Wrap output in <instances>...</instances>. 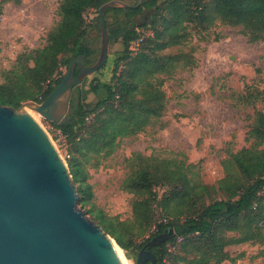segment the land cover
I'll return each instance as SVG.
<instances>
[{
  "label": "trees",
  "instance_id": "obj_1",
  "mask_svg": "<svg viewBox=\"0 0 264 264\" xmlns=\"http://www.w3.org/2000/svg\"><path fill=\"white\" fill-rule=\"evenodd\" d=\"M109 1L58 0L57 19L46 31L44 43L23 49L13 65L1 71L0 104L18 108L26 101H42L64 75L62 68L67 70L75 57L85 54V63L92 64L99 52V8ZM129 2L126 7L111 5L103 10L109 44L120 41L122 46L114 56L109 81L93 78L86 89L74 87L68 119L61 124L50 122L65 140L77 204L82 209L88 206L93 220L128 257H136L133 251L142 248L154 255L142 264L233 263L244 253L232 256L228 246L264 245V111L253 112L245 136L249 145L227 150L221 159L223 175L215 186L202 179L198 163L188 162L183 155L132 152L124 160L128 171L120 184L121 190L132 194L130 218L108 215L95 206L87 165L97 167L99 159L111 155L122 138L137 135L164 115V81L196 64L190 52L193 48H182L190 34L201 36L218 21L238 27L250 43L262 41L264 0ZM144 9L153 10L152 19L139 24L134 17ZM140 28L152 34L135 45ZM176 46V51L169 50ZM100 89L105 97L94 107L83 103L87 93L96 95ZM242 99L251 104L264 102V89H247ZM167 229H172L171 236L144 247ZM140 237L143 241L137 243Z\"/></svg>",
  "mask_w": 264,
  "mask_h": 264
},
{
  "label": "rangeland",
  "instance_id": "obj_2",
  "mask_svg": "<svg viewBox=\"0 0 264 264\" xmlns=\"http://www.w3.org/2000/svg\"><path fill=\"white\" fill-rule=\"evenodd\" d=\"M54 1L21 0L18 5L11 0L5 3L0 0V81L1 71L13 65L17 53L32 48L23 41V38H29L27 32L36 23V20L31 21L29 13L34 12L39 16L43 13V6L49 9ZM134 2L131 0L129 3ZM88 16L91 17L92 13ZM97 38L100 46L99 35ZM39 39V44H42L45 36ZM121 47L120 41L109 44L105 66L113 63L116 51ZM178 48L171 47L169 50L176 51ZM182 48L186 51L193 48L190 52H193L196 64L179 69L164 81V115L137 135L122 138L111 155L99 159L97 167L87 165L88 180L94 194L92 202L108 215H117L120 219L131 217L132 194L121 190L120 184L128 171L124 160L132 152L160 157L183 155L188 162L198 163L202 179L215 186L216 180L223 175L220 161L227 155V150L236 151L249 145L245 140L246 131L254 110L264 111V102L257 100L254 104L247 103L242 96L247 89H264V39L250 43L238 27L216 21L201 36L190 34ZM65 71L63 67L62 72ZM100 71L85 76L82 83L75 87L86 89L93 78L100 79L104 73H107L105 78L100 80L108 82L111 70ZM100 90L103 93H87L83 103L94 107L105 97V91ZM75 95L76 89L73 88L71 96ZM37 121L66 160L68 155L64 138L58 132L51 131L49 122L40 115ZM86 208L88 206L83 210L87 217L93 220ZM135 240L140 243L143 237ZM262 248L264 245L252 243L230 245L227 249L232 256L239 252L244 255L233 263L223 261L219 264H264V254H260ZM123 252L126 264H135L136 257H128L127 251ZM137 253V250L133 251L134 256Z\"/></svg>",
  "mask_w": 264,
  "mask_h": 264
},
{
  "label": "water",
  "instance_id": "obj_3",
  "mask_svg": "<svg viewBox=\"0 0 264 264\" xmlns=\"http://www.w3.org/2000/svg\"><path fill=\"white\" fill-rule=\"evenodd\" d=\"M118 4L128 6L110 0L99 8L100 46L92 64L85 63V54L75 57L40 102L26 101L18 108L0 104V264H123L115 240L78 207L79 195L66 160L25 110L30 108L51 123L68 119L72 89L107 61L109 33L103 10ZM171 230L144 247L164 241ZM148 259L154 255L142 248L135 264Z\"/></svg>",
  "mask_w": 264,
  "mask_h": 264
},
{
  "label": "crops",
  "instance_id": "obj_4",
  "mask_svg": "<svg viewBox=\"0 0 264 264\" xmlns=\"http://www.w3.org/2000/svg\"><path fill=\"white\" fill-rule=\"evenodd\" d=\"M57 1L58 0H55L51 4L49 9H47L43 6V13L40 14L39 16H37L36 13H34V12L29 13V15L32 19L31 21L36 20V23L32 24L30 27V30L27 32L29 34V38L27 39L29 42L25 38H23V41L27 42V44L30 47L34 48L35 46L38 47L41 45V44H39V42H40L39 38L41 36H45L46 31L54 24L55 20L57 19V17L55 16V9L57 6ZM125 1L129 2L130 0H125ZM15 4L19 5V4H21V2L15 3ZM152 13H153L152 9H144L140 13H138L134 17V19L139 24L149 23L152 19ZM30 42H32V43H30ZM111 67H112V64H110L109 66L104 65V67L101 68L100 70L101 71H103V70L105 71V69L111 70ZM110 73H109V75H110ZM106 74L107 73H104L103 77L101 76L100 79L105 78ZM109 79H110V76H109ZM101 93H103V92L101 91Z\"/></svg>",
  "mask_w": 264,
  "mask_h": 264
},
{
  "label": "bare ground",
  "instance_id": "obj_5",
  "mask_svg": "<svg viewBox=\"0 0 264 264\" xmlns=\"http://www.w3.org/2000/svg\"><path fill=\"white\" fill-rule=\"evenodd\" d=\"M25 110L29 113V114H31L36 120H37V116H38V114L37 113H35L34 111H32L30 108H25ZM113 242V244H114V247H115V249H116V252L118 253V255H119V257H120V259L122 260V262H123V264H126V258H125V256H124V252H123V250L114 242V241H112Z\"/></svg>",
  "mask_w": 264,
  "mask_h": 264
},
{
  "label": "built area",
  "instance_id": "obj_6",
  "mask_svg": "<svg viewBox=\"0 0 264 264\" xmlns=\"http://www.w3.org/2000/svg\"><path fill=\"white\" fill-rule=\"evenodd\" d=\"M138 31H139V36L134 41L135 45L138 44L145 36H148V35L152 34V32L149 29L140 28ZM36 102H40V101H36ZM49 124H50V122H49ZM50 129H51V131L53 130L55 132H58V134H60L59 130L52 128V126L50 127ZM60 136H61V134H60Z\"/></svg>",
  "mask_w": 264,
  "mask_h": 264
},
{
  "label": "flooded vegetation",
  "instance_id": "obj_7",
  "mask_svg": "<svg viewBox=\"0 0 264 264\" xmlns=\"http://www.w3.org/2000/svg\"><path fill=\"white\" fill-rule=\"evenodd\" d=\"M70 100H71V98H70ZM70 110H71V109H70ZM69 112H70V111H69ZM69 112H68V113H69Z\"/></svg>",
  "mask_w": 264,
  "mask_h": 264
}]
</instances>
